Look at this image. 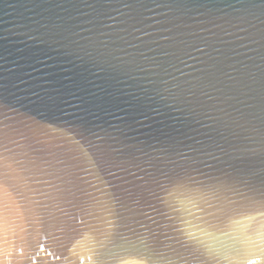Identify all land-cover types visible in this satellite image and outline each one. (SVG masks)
<instances>
[{"label": "water", "instance_id": "water-1", "mask_svg": "<svg viewBox=\"0 0 264 264\" xmlns=\"http://www.w3.org/2000/svg\"><path fill=\"white\" fill-rule=\"evenodd\" d=\"M0 264H264V0H0Z\"/></svg>", "mask_w": 264, "mask_h": 264}, {"label": "snow or ice", "instance_id": "snow-or-ice-1", "mask_svg": "<svg viewBox=\"0 0 264 264\" xmlns=\"http://www.w3.org/2000/svg\"><path fill=\"white\" fill-rule=\"evenodd\" d=\"M169 183L172 186L173 191L180 192L181 195L184 196V200L187 201L188 204H191L193 207L199 208L201 212H204L206 214V217H198V219L202 220L204 223H207L211 225V222L215 219H217L216 214L214 212L208 211L206 208L200 207V205L197 203L198 200H203L204 203H208V200L206 199L207 195L211 193L213 196L215 195L214 189H209L208 192H205L203 189H193L189 184H186L182 178L177 176L176 179L169 178ZM184 200H181V205H184ZM212 205L209 204V208H211ZM185 210L188 211V209L185 207ZM166 215V214H165ZM189 215H192V213L189 211ZM171 219V217H169ZM173 231L183 232V229H176L174 228ZM185 235H191L190 233H184ZM176 239V243L179 245L177 248H173V252L180 260H186L188 257L184 255V252H188V255L192 257V259H198L195 253H192L189 251L188 245H186L183 241ZM183 250V251H182ZM158 255V253L155 250H151L149 254L146 256V259L151 261L153 259V256Z\"/></svg>", "mask_w": 264, "mask_h": 264}]
</instances>
